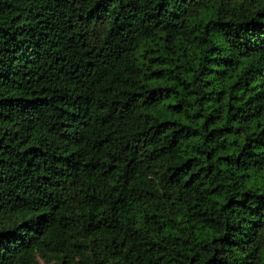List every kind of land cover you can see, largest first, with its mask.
Here are the masks:
<instances>
[{
    "label": "trees",
    "instance_id": "16d2710c",
    "mask_svg": "<svg viewBox=\"0 0 264 264\" xmlns=\"http://www.w3.org/2000/svg\"><path fill=\"white\" fill-rule=\"evenodd\" d=\"M0 264H264V0H0Z\"/></svg>",
    "mask_w": 264,
    "mask_h": 264
}]
</instances>
